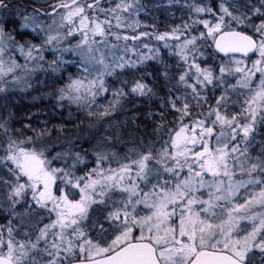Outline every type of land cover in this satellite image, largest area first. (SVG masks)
I'll return each mask as SVG.
<instances>
[{
    "label": "snow or ice",
    "instance_id": "1",
    "mask_svg": "<svg viewBox=\"0 0 264 264\" xmlns=\"http://www.w3.org/2000/svg\"><path fill=\"white\" fill-rule=\"evenodd\" d=\"M0 109V264H264V0H0Z\"/></svg>",
    "mask_w": 264,
    "mask_h": 264
},
{
    "label": "trees",
    "instance_id": "2",
    "mask_svg": "<svg viewBox=\"0 0 264 264\" xmlns=\"http://www.w3.org/2000/svg\"><path fill=\"white\" fill-rule=\"evenodd\" d=\"M159 15V18L161 20H165L164 15ZM168 22V21H166ZM71 71L74 73L75 68L72 67ZM66 79V78H65ZM61 85L59 83L56 84V87H60ZM49 92L52 91V89H48ZM41 93L33 92L31 95L26 94H13L11 98L13 100L18 101L19 103L14 106V111L18 116L24 115L27 113H43L40 116L41 120H48L50 124H56V125H64L66 127H73L71 123L68 122V113L65 111L57 110L55 115H52V108L54 102L50 99H44V100H37L33 101L32 96L33 95H40ZM23 96V98H22ZM0 111H3L0 109ZM75 112V110L73 109ZM79 123V121H77ZM16 127H20L19 124L16 125ZM151 131V128L149 127V132ZM119 151L123 152L122 148L118 149Z\"/></svg>",
    "mask_w": 264,
    "mask_h": 264
}]
</instances>
